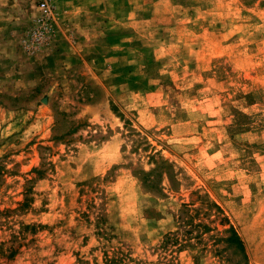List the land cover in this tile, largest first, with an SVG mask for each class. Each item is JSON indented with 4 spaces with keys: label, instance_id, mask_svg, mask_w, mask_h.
<instances>
[{
    "label": "rangeland",
    "instance_id": "obj_1",
    "mask_svg": "<svg viewBox=\"0 0 264 264\" xmlns=\"http://www.w3.org/2000/svg\"><path fill=\"white\" fill-rule=\"evenodd\" d=\"M0 213V264H264V0H0Z\"/></svg>",
    "mask_w": 264,
    "mask_h": 264
},
{
    "label": "trees",
    "instance_id": "obj_2",
    "mask_svg": "<svg viewBox=\"0 0 264 264\" xmlns=\"http://www.w3.org/2000/svg\"><path fill=\"white\" fill-rule=\"evenodd\" d=\"M29 206V201L27 198H25V201L23 202V204L21 205L20 210L26 209ZM2 215V213H0V216ZM230 236L226 239V242L233 245L236 249H238L240 252H242L244 254V243L241 240V238L237 235V233L231 229L230 231ZM3 244L0 243V254L4 255L3 253ZM17 254V251L14 250L12 247H9L8 249V254L6 255L7 259H13Z\"/></svg>",
    "mask_w": 264,
    "mask_h": 264
},
{
    "label": "built area",
    "instance_id": "obj_3",
    "mask_svg": "<svg viewBox=\"0 0 264 264\" xmlns=\"http://www.w3.org/2000/svg\"><path fill=\"white\" fill-rule=\"evenodd\" d=\"M39 8L43 12L44 16L50 15V8L46 2H41Z\"/></svg>",
    "mask_w": 264,
    "mask_h": 264
}]
</instances>
